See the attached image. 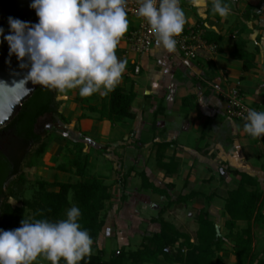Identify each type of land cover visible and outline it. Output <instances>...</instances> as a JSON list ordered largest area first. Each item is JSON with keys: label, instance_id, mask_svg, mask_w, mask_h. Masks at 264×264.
I'll return each instance as SVG.
<instances>
[{"label": "crops", "instance_id": "0c3cea01", "mask_svg": "<svg viewBox=\"0 0 264 264\" xmlns=\"http://www.w3.org/2000/svg\"><path fill=\"white\" fill-rule=\"evenodd\" d=\"M259 4L261 10L253 9L249 16L245 14L247 7ZM179 7L184 12L183 30L195 27L203 34L212 32L220 36L218 52L209 64L184 59L176 48L168 52L155 41L148 53L131 52L124 35L136 20L127 16L128 29L115 49L117 58L127 61L117 86L134 90L131 105L134 117L115 124L97 120L96 113L81 109L84 98L76 97V89L66 90L62 98H57L58 111L70 121L68 127L77 129L74 132L105 146L102 154L92 147L87 149L90 165L95 159L90 174L110 186L111 199L105 206H110L113 196L119 199L122 189L125 200H119V214L129 210L130 216L139 215L151 206L156 215L167 221L165 216L182 205V210L196 209L197 216L200 210L208 216L220 213L224 224L227 215L222 201L227 191L235 189L239 182L231 170L256 178L264 192V135L254 139L245 133L241 122L226 117L224 101L217 94V89L238 86L246 104L264 111V0H229L231 13L227 18H217L214 14L207 17L210 0H179ZM254 14H258L257 18ZM236 37L245 41L247 51L258 48L254 67L249 71L244 72L242 62L231 56ZM136 66L137 73L132 70ZM100 96L96 93L85 98L90 104L99 105ZM184 98L186 101L182 102ZM82 113L87 117L78 119ZM61 142L53 139L45 152L51 145L59 150ZM160 142L170 143L163 162L172 157L178 164L171 175H165L156 165L154 144ZM150 160L154 162L151 167ZM139 173H144L155 186L167 189L172 202L143 188ZM190 190L198 192L191 201H174L180 193ZM210 194L213 197L207 201L205 195ZM143 225L147 229L154 225L155 232L160 229L159 222L153 218L143 220Z\"/></svg>", "mask_w": 264, "mask_h": 264}, {"label": "trees", "instance_id": "16d2710c", "mask_svg": "<svg viewBox=\"0 0 264 264\" xmlns=\"http://www.w3.org/2000/svg\"><path fill=\"white\" fill-rule=\"evenodd\" d=\"M253 9L261 10L260 4L247 7L245 14L249 16ZM206 15L207 17L212 15L210 9H207ZM257 16L258 14H254V17ZM217 18L220 17L217 15ZM203 38L216 43L220 41V36L212 32H206ZM257 51V47L254 52L247 51L245 41L236 37L231 56L242 62V70L246 72L254 67ZM93 96L96 94L91 95ZM76 97H80L78 91ZM134 98L135 92L132 88L125 90L116 86L107 95L100 96L99 105L90 104L88 98H84L81 101V109L96 113L97 120H107L115 124L134 117L131 111ZM185 101L186 98L182 100ZM47 115L56 116L62 126L43 136L37 131V125L39 120ZM85 117L87 115L82 113L78 119ZM68 124L70 121L59 114L57 93L38 85L31 97L23 103L19 113L0 130V229L11 230L20 227L23 218L46 219L51 222L61 220L70 206L68 194L71 192L75 207L79 208L81 213L78 222L82 229L88 231L93 241L92 250H95V253L91 252L79 264H160L159 257L166 264H226L223 255L227 254L234 259L235 264H264V257H259L254 250L252 230L253 224H264L262 210L264 192L261 191L256 178L237 170L231 172L239 177L238 185L235 189L227 191L223 199V210L227 215L223 224L225 234H220L219 228L216 227L218 225L200 210L196 220L195 239L191 241L187 233L163 220L159 214L157 218L159 231L143 236L139 248L131 250L119 246L105 259V251L98 247L97 239L106 221L109 205L105 206V203L111 199L110 186L101 178L87 173L90 162L86 151L92 147L98 154H102L105 146L82 133L69 130L66 127ZM55 138L65 141V151L70 155L65 156V161L56 166L57 171L74 174L79 180L77 182L39 180L33 197L22 199L21 206H13L7 198L16 197L15 186L26 182L22 168L35 167ZM154 145L156 165L165 171V175L175 173L178 164L172 157L168 162H163L164 152L170 143L160 142ZM139 177L143 188L165 197L168 203L172 202L167 189L155 186L148 181L144 173H139ZM13 178L15 179L12 180ZM187 186L185 183L184 187ZM197 195L198 192L190 190L189 193H180L174 201L187 203ZM212 197V194L205 195L207 201ZM119 200L120 202L125 200L122 189ZM26 211L30 213L29 218L25 217ZM238 222L245 225L238 227ZM59 264H63V258Z\"/></svg>", "mask_w": 264, "mask_h": 264}, {"label": "clouds", "instance_id": "9594fccd", "mask_svg": "<svg viewBox=\"0 0 264 264\" xmlns=\"http://www.w3.org/2000/svg\"><path fill=\"white\" fill-rule=\"evenodd\" d=\"M136 15L150 26L158 46L173 52L185 24L179 0H136ZM211 13L227 18L229 0H210ZM37 22L29 24L7 17L8 33L0 36L8 45V57L15 55L20 69H27L21 81L54 90L62 98L66 90H78L81 98L107 95L119 84L127 61L118 59L115 49L128 29L126 0H31ZM9 61L6 60V63ZM5 83L4 81H0ZM243 129L252 138L264 135V111L248 109ZM12 204L15 200L9 197ZM73 206L65 219L23 218L20 227L0 229V264H32L43 255L51 264H79L92 252V239L78 220Z\"/></svg>", "mask_w": 264, "mask_h": 264}, {"label": "rangeland", "instance_id": "374dc122", "mask_svg": "<svg viewBox=\"0 0 264 264\" xmlns=\"http://www.w3.org/2000/svg\"><path fill=\"white\" fill-rule=\"evenodd\" d=\"M250 106L253 107L252 105ZM61 126L62 125L56 116L47 115L39 120L37 131L40 132L43 136H46L49 132L55 131V128H61ZM66 127L69 130L77 131L76 128L71 129V127H68L67 125ZM65 156L70 157V155H68L65 151V141L62 140L61 148L59 147V150H57V146L51 145V148L42 155L35 167H23L22 172L25 176L26 182L24 184H18L17 186H15L17 196L11 197L15 200L12 205L21 206L20 202L22 199H31L37 188V182L39 180H44L46 182H53L54 180L59 182H77V180L79 179L74 174L63 173L57 171L56 169V166L58 164H61L63 161H65ZM91 162L93 163L88 167V174L91 173V169L95 164V159L93 158ZM153 164L154 162L150 160L148 166L151 167L153 166ZM14 179L15 178H13L12 180ZM47 188L55 189L52 187ZM209 188L210 187H208V190ZM116 196H118V194H116ZM7 200L9 201V197L7 198ZM68 201L70 203L69 208L75 206L71 192H69L68 194ZM106 204H108V202ZM119 204L120 203L118 197L113 196L112 203L107 208L105 227L102 229L97 239L98 247L103 248L105 251V259L109 257L112 250L118 248L119 246H124L131 250L139 248L141 246L143 236L150 235L156 230L154 225H150L148 229L147 227H145V225H143V220H150V218H153L154 221L157 222L158 215H156L155 209H153L151 206L139 215L134 214L130 216L129 214L132 212H130L129 210L127 213L119 214V209L121 208V204ZM178 206L180 208L176 206V208L173 209L171 213L165 216V219L168 222L174 223L176 228L181 232L187 233L193 241L195 239L194 235L197 229V210L194 208H186L185 210H182V205ZM262 210L264 211V205L262 207ZM65 213L62 219L66 218ZM25 217H30V213L28 211H26ZM209 218L218 225L220 234L226 233L225 228L223 227V216L220 213H212L209 215ZM135 219L137 221H135ZM244 225V223H239L238 227H243ZM252 230L254 236V250L259 257H264V224L255 223L252 226ZM92 252L95 253V250H92ZM223 258L226 264H235L234 259L228 254L223 255ZM159 260L160 264H166L162 261L161 257H159ZM32 264L51 263L43 255H38L37 258L32 262ZM63 264H65L64 260Z\"/></svg>", "mask_w": 264, "mask_h": 264}, {"label": "built area", "instance_id": "2783aa9c", "mask_svg": "<svg viewBox=\"0 0 264 264\" xmlns=\"http://www.w3.org/2000/svg\"><path fill=\"white\" fill-rule=\"evenodd\" d=\"M137 8L136 0H126V14L134 18L136 24L125 33L124 38L131 52L145 54L150 51L155 38L150 26L143 18L137 17ZM175 39L177 40L175 48L182 58L203 65L209 64L218 52V44L203 38V32L199 28L182 30L180 35L175 37ZM138 70L136 66L134 68L135 73ZM217 94L224 101V114L226 117L237 120L243 125L245 123L243 117L246 115L248 109L258 111L244 102L243 94L238 86L225 90L217 89Z\"/></svg>", "mask_w": 264, "mask_h": 264}, {"label": "water", "instance_id": "95a60500", "mask_svg": "<svg viewBox=\"0 0 264 264\" xmlns=\"http://www.w3.org/2000/svg\"><path fill=\"white\" fill-rule=\"evenodd\" d=\"M31 0H0V27H3L5 34L8 33L7 17L12 16L22 21L35 23L37 17L35 11L29 8ZM6 60L9 62L6 63ZM18 61L13 55L8 57V45L0 36V130L6 127L19 113L22 105L26 102L38 85L29 82L25 85L22 79L27 69H20ZM218 229V226H216Z\"/></svg>", "mask_w": 264, "mask_h": 264}]
</instances>
